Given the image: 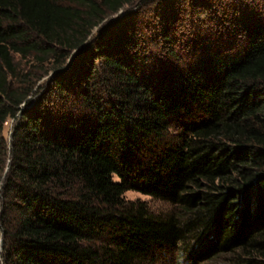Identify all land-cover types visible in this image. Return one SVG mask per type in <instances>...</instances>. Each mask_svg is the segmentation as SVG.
Segmentation results:
<instances>
[{
	"label": "trees",
	"instance_id": "obj_1",
	"mask_svg": "<svg viewBox=\"0 0 264 264\" xmlns=\"http://www.w3.org/2000/svg\"><path fill=\"white\" fill-rule=\"evenodd\" d=\"M170 252L264 264V0H0V264Z\"/></svg>",
	"mask_w": 264,
	"mask_h": 264
},
{
	"label": "rangeland",
	"instance_id": "obj_2",
	"mask_svg": "<svg viewBox=\"0 0 264 264\" xmlns=\"http://www.w3.org/2000/svg\"><path fill=\"white\" fill-rule=\"evenodd\" d=\"M126 13L125 11H120V13L118 14L119 16H124ZM27 63L24 62L23 63V67H25ZM49 77H46L44 78L42 81H40L37 85V87H42L46 81H48ZM7 129H6V135L9 134V131H10V125L7 124ZM125 198L126 200L128 201H136V200H141V201H144L148 204L149 208L151 209V211H153L154 213H158V214H164V213H169L171 212L173 209L171 207V205L167 204V203H164L162 201H159V200H156V199H153L152 197L150 196H146V195H143L139 192H134V191H130V192H127L125 194ZM157 260L154 264H180V259L179 258V255L177 254V252H174V253H167V254H162V255H159L157 256ZM208 264H226L222 261H219V262H212V263H208Z\"/></svg>",
	"mask_w": 264,
	"mask_h": 264
}]
</instances>
